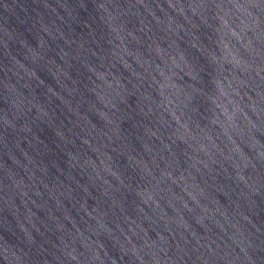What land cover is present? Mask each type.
Instances as JSON below:
<instances>
[{
	"label": "water",
	"instance_id": "obj_1",
	"mask_svg": "<svg viewBox=\"0 0 264 264\" xmlns=\"http://www.w3.org/2000/svg\"><path fill=\"white\" fill-rule=\"evenodd\" d=\"M0 264H264V0H0Z\"/></svg>",
	"mask_w": 264,
	"mask_h": 264
}]
</instances>
